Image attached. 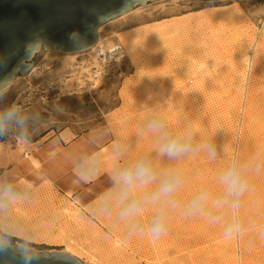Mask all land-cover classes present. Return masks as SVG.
Instances as JSON below:
<instances>
[{
  "label": "rangeland",
  "instance_id": "obj_1",
  "mask_svg": "<svg viewBox=\"0 0 264 264\" xmlns=\"http://www.w3.org/2000/svg\"><path fill=\"white\" fill-rule=\"evenodd\" d=\"M124 35L132 36L133 51ZM98 38L103 50L120 43L127 58L108 63L90 91L64 86L72 59L52 51L35 56L44 67L7 86L0 110L15 103L41 122L27 139L15 131L0 139V188L15 192L0 212V233L35 253L67 249L86 264H264V242L249 244L250 235L226 242L218 228L179 216L158 241L126 239L93 214L110 186L106 171L83 183L76 170L93 147L107 155L112 136L90 145L94 131L110 125L113 134L130 133L141 106L165 101L173 120L182 116L216 133L218 147L238 142L244 155L264 147V0H157L101 25ZM59 135L55 151L36 161L38 147ZM186 167L209 175L213 168L200 157ZM256 187L253 202L264 209V176Z\"/></svg>",
  "mask_w": 264,
  "mask_h": 264
},
{
  "label": "clouds",
  "instance_id": "obj_2",
  "mask_svg": "<svg viewBox=\"0 0 264 264\" xmlns=\"http://www.w3.org/2000/svg\"><path fill=\"white\" fill-rule=\"evenodd\" d=\"M7 84L0 80V101L7 94ZM169 106L170 101L141 106L130 133L113 134L110 125L92 133L90 145L112 136L107 155L93 147L76 162L79 182L91 181L102 169L108 175L110 186L94 203L95 217L129 240L158 241L179 216L218 228L226 242L240 241L245 235L253 237L249 244L264 242V209L252 199L256 181L264 176V147L246 155L238 142L231 149L226 144L218 147L216 133L206 135L194 120L182 116L173 120ZM40 122L38 114L8 104L0 110V139L13 131L27 139ZM195 157L213 166L210 175L186 167ZM194 176V185L186 190ZM14 199L13 188H0V212Z\"/></svg>",
  "mask_w": 264,
  "mask_h": 264
},
{
  "label": "water",
  "instance_id": "obj_3",
  "mask_svg": "<svg viewBox=\"0 0 264 264\" xmlns=\"http://www.w3.org/2000/svg\"><path fill=\"white\" fill-rule=\"evenodd\" d=\"M157 0H0V80L11 84L40 51L84 53L101 25ZM0 233V264H86L64 252L35 253Z\"/></svg>",
  "mask_w": 264,
  "mask_h": 264
},
{
  "label": "bare ground",
  "instance_id": "obj_4",
  "mask_svg": "<svg viewBox=\"0 0 264 264\" xmlns=\"http://www.w3.org/2000/svg\"><path fill=\"white\" fill-rule=\"evenodd\" d=\"M124 36H126V35H124ZM121 40L124 43V45L129 46V49L131 51H133L135 49V44H134L135 42L133 41L132 36L123 37ZM99 50L103 52L102 44H101V41L99 38H97L96 43L90 49H88L86 51L85 57L82 55V53L64 54V53H58V52L51 50L52 52H55V53H58L61 55H65V56L70 57L72 59V68H71L72 71H71V73H72V77H73L72 78L73 82L72 81H67L65 83L63 82L64 86L72 87V89H76V90L85 92V91H90V89L94 88L100 82V80L104 78V76L111 70L110 69L111 65H109V64L106 65V64L101 63L102 61H100V59H99ZM48 52H50V51H48ZM80 56H83L84 58H82V60L78 61L77 59ZM44 59H47V58H44ZM46 61H48V60H46ZM43 64H44V61L41 64L36 65V66L34 64V66L30 69V71L27 73V75L22 77V79L31 77L32 74L36 70L40 69L41 66H43ZM60 82H62V81H58V83H60ZM66 252L75 257V255L70 251L68 252L67 249L64 253H66Z\"/></svg>",
  "mask_w": 264,
  "mask_h": 264
},
{
  "label": "built area",
  "instance_id": "obj_5",
  "mask_svg": "<svg viewBox=\"0 0 264 264\" xmlns=\"http://www.w3.org/2000/svg\"><path fill=\"white\" fill-rule=\"evenodd\" d=\"M126 58V51L120 43H116L108 48H104L103 52L99 50V59L102 61V64L120 63Z\"/></svg>",
  "mask_w": 264,
  "mask_h": 264
},
{
  "label": "crops",
  "instance_id": "obj_6",
  "mask_svg": "<svg viewBox=\"0 0 264 264\" xmlns=\"http://www.w3.org/2000/svg\"><path fill=\"white\" fill-rule=\"evenodd\" d=\"M47 60H48V58H47ZM61 139H62L61 135H59V137L52 138L49 142H47L43 146H39L37 151L33 154L35 160L36 161L44 160L47 155H50L51 153H53L55 151V149H53V147H55L56 144H58V143L60 144ZM72 148H74V147H72Z\"/></svg>",
  "mask_w": 264,
  "mask_h": 264
}]
</instances>
